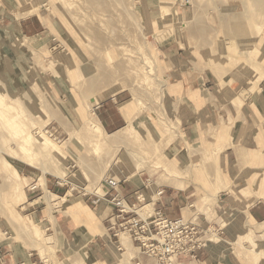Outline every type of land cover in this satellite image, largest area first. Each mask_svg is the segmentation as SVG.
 Returning a JSON list of instances; mask_svg holds the SVG:
<instances>
[{
	"label": "rangeland",
	"instance_id": "rangeland-1",
	"mask_svg": "<svg viewBox=\"0 0 264 264\" xmlns=\"http://www.w3.org/2000/svg\"><path fill=\"white\" fill-rule=\"evenodd\" d=\"M175 41L193 53L190 57L205 61V71L222 76L223 89L235 68L246 79L252 75L253 87L264 72V0H0V264H11L4 255L8 249L15 264L30 253L38 255L32 258L37 264H71L56 256L62 245L47 231L42 212L53 217L79 201V194L95 206L111 207L105 191L117 186L120 191L125 183L136 185L147 217L154 214L159 191L176 180L198 197L193 223L202 225L203 214L208 222L231 225L229 235L213 236L203 228L205 240H220L209 245L216 258L264 264V230L242 209L226 208L218 199L225 194L238 199L246 186L226 184L220 171L223 150L214 142L231 127L222 118L205 124L201 135L213 140L199 146L182 136L183 98L168 96V57ZM209 89L214 91L209 101L223 98L213 84ZM121 91L134 103L131 117L137 119L117 135L96 138L97 107ZM225 92L222 100L239 105L236 93ZM139 154L141 165L125 161L136 171L131 181H120V170H108L113 184L102 186L98 175L107 161ZM67 175L71 182L61 183L58 177ZM46 178L63 185L57 195L65 201L58 207L46 203ZM70 196L75 198L68 201Z\"/></svg>",
	"mask_w": 264,
	"mask_h": 264
},
{
	"label": "crops",
	"instance_id": "crops-1",
	"mask_svg": "<svg viewBox=\"0 0 264 264\" xmlns=\"http://www.w3.org/2000/svg\"><path fill=\"white\" fill-rule=\"evenodd\" d=\"M26 27H33V23H27ZM179 42L175 41L178 46L174 51L169 52L168 96L177 99L183 98L180 116L185 143L199 146L203 141L210 142L209 139L213 140L212 137L201 135L205 124L208 126L221 118L224 119L226 125H229L231 129L229 128L230 131L224 132L222 135H216L214 142V144L222 146L223 150L220 171L224 175L226 184L230 181L233 186L246 183L243 191L247 190L250 194L245 195L242 190H238V199L229 194L218 199L226 208L242 209V212L249 217V221L257 225L255 228L258 231L264 230L260 228L264 225V72L260 75L259 81L255 80L256 85L252 87V75L246 79L237 72L236 68L232 69L228 74V79L224 82L223 89L220 86L223 84V77L221 76L222 79H220L212 70L211 74L205 71L207 68L202 67L207 63L202 60L198 61L196 57H190L193 53L183 49ZM248 57L245 60L251 63ZM214 77L218 84H214L216 82ZM209 84H213L217 88L215 92L220 91L223 98L227 97L225 89L228 92L236 93L240 99L239 105L222 100L223 98H220L219 95H217L219 100L209 101L208 93L213 91V89H209ZM129 102V95L126 92H121L97 107L98 120L105 133L117 135L126 129L123 128L128 123L131 124L137 119V116L131 117L135 105L133 102ZM220 152L221 149H218L216 154ZM15 170L18 172L16 168ZM244 173H249V178L245 179ZM62 186L60 183H52L46 178L44 192H46V203L49 207H58L61 202L65 201L64 197L57 195L61 193ZM49 187L56 194L49 191ZM182 187L186 189L184 190ZM187 189L189 187L177 180L169 184L167 188L159 191L158 201L155 200L157 202L154 212L161 210L170 218L184 216L190 221L196 222L199 200L195 193H188ZM136 191V185L125 187V183H123L120 186V192L127 198L128 204L135 209V213L131 216L136 214L142 216L145 207L142 205L140 197H137ZM68 195L69 192L66 196ZM82 196L84 195L79 194V201L74 199L63 210L55 211L53 217L51 214L42 212V220L47 226V231H51L52 236L57 238L62 245L56 253L58 258H62V261L69 260L71 264H156L152 258L141 254L127 233L116 235L113 228L116 222L114 219L115 209L112 206H95L91 198L85 199ZM71 198L75 197L70 196L68 201ZM57 200H61V202ZM205 202L208 203V198L205 199ZM152 205L154 206V203ZM200 215L202 225H197L204 228L207 233L212 235V232H215L213 236L219 232L221 235H229L230 224H225L221 220L211 223L203 214ZM230 215L229 211L223 213L225 218ZM28 218L32 224L38 225L35 216L29 215ZM45 240L51 244L49 238ZM217 240L216 238L205 240L203 237L202 247L195 260L191 257L181 256L178 264H226L216 258L209 249V245ZM219 242L220 240L216 245H219ZM40 251L43 254V246L40 247ZM4 253L6 260L15 264L16 256L12 254V251L8 249ZM35 255L37 254L30 253L28 256H24L21 264H29V261L34 264L32 258ZM17 262L20 263L19 258H17Z\"/></svg>",
	"mask_w": 264,
	"mask_h": 264
},
{
	"label": "built area",
	"instance_id": "built-area-1",
	"mask_svg": "<svg viewBox=\"0 0 264 264\" xmlns=\"http://www.w3.org/2000/svg\"><path fill=\"white\" fill-rule=\"evenodd\" d=\"M117 187L107 189L103 197L115 209L113 228L117 236L127 233L141 254L156 264H178L181 256L197 257L205 232L202 227L184 217L172 219L161 210L147 217L131 216L135 209Z\"/></svg>",
	"mask_w": 264,
	"mask_h": 264
},
{
	"label": "bare ground",
	"instance_id": "bare-ground-1",
	"mask_svg": "<svg viewBox=\"0 0 264 264\" xmlns=\"http://www.w3.org/2000/svg\"><path fill=\"white\" fill-rule=\"evenodd\" d=\"M125 62V61H124ZM262 80V79H261ZM122 92V91H121ZM99 125V130H101V132H99V133H96V138H98V139H100L101 137H102V135H103V133H105L104 132V130H103V128H102V126H101V124H98ZM158 154V153H157ZM142 158H144V157H142L140 154L139 155H136V157L134 158V159H132V160H129V161H127V159L126 160H116L115 162H113V163H111V162H109V161H107V163H105L104 164V166H102L101 168H102V172H104L103 173V175H101L100 173V175H98V177L100 178V180L102 179V181H105L104 182V184L102 185V186H105V187H109V186H111L113 183L111 182V181H109V175L106 173V172H108V170L109 171H119L120 170V172H121V174H122V180H120V181H125V182H129V181H131L132 179H133V176L136 174V171H134V170H132V168L130 169L129 168V166H127V163L126 162H129V163H136L137 165H141L142 164V162L143 161H141L140 159H142ZM154 158V157H153ZM159 157H157L156 158V160H159L158 159ZM126 161V162H125ZM135 166V165H134ZM139 167V166H138ZM104 168V169H103ZM136 168V167H135ZM80 169H83V165H81L80 164ZM131 171H130V170ZM137 173H138V171H137ZM59 179H61L60 181H61V183H67V182H71V180L70 179H68V175L66 176V177H58ZM163 179V178H162ZM97 182H98V180H97ZM171 182V181H170ZM166 184V183H165ZM168 185V184H167ZM18 190V189H17ZM21 190V189H20ZM160 194H161V192H160ZM53 196V195H52ZM51 196V197H52ZM157 197H158V194H157ZM157 197H156V200H157ZM58 201V200H57ZM60 202H61V200H60ZM48 204V203H47ZM55 207V206H54ZM50 208H51V206H50Z\"/></svg>",
	"mask_w": 264,
	"mask_h": 264
}]
</instances>
